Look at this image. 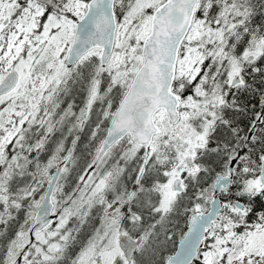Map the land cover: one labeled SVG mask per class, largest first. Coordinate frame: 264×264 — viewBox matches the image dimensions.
<instances>
[{
	"label": "snow or ice",
	"instance_id": "6c2138e0",
	"mask_svg": "<svg viewBox=\"0 0 264 264\" xmlns=\"http://www.w3.org/2000/svg\"><path fill=\"white\" fill-rule=\"evenodd\" d=\"M0 264H264V0H0Z\"/></svg>",
	"mask_w": 264,
	"mask_h": 264
}]
</instances>
